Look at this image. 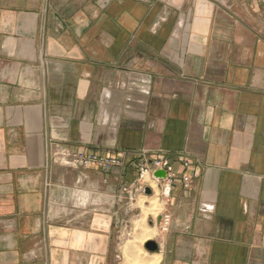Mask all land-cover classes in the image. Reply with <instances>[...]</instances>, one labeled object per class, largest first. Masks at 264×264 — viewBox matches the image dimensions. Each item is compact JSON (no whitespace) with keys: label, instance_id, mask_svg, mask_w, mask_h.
I'll return each instance as SVG.
<instances>
[{"label":"crops","instance_id":"0c3cea01","mask_svg":"<svg viewBox=\"0 0 264 264\" xmlns=\"http://www.w3.org/2000/svg\"><path fill=\"white\" fill-rule=\"evenodd\" d=\"M143 158L176 173L149 264H264V0H0V264H127Z\"/></svg>","mask_w":264,"mask_h":264},{"label":"built area","instance_id":"2783aa9c","mask_svg":"<svg viewBox=\"0 0 264 264\" xmlns=\"http://www.w3.org/2000/svg\"><path fill=\"white\" fill-rule=\"evenodd\" d=\"M47 157L50 160L62 163L63 165L78 168L95 165L106 171H120L123 167V160L118 157L101 155L96 151L85 147L70 148L60 142H50L47 149ZM184 162V165H187ZM137 170V179L129 185L123 186L122 190L127 195V201L133 203L137 193L145 194V187L152 190V194H156L162 198H169L171 188L176 176L173 165L167 159L155 158L147 160L145 158L133 164ZM164 171L165 177L159 178L155 176V172ZM155 185H154V184ZM184 186L189 185V176H183ZM169 224V214L163 212L159 221L160 229L167 230Z\"/></svg>","mask_w":264,"mask_h":264},{"label":"rangeland","instance_id":"374dc122","mask_svg":"<svg viewBox=\"0 0 264 264\" xmlns=\"http://www.w3.org/2000/svg\"><path fill=\"white\" fill-rule=\"evenodd\" d=\"M155 191L156 194H151L153 199H151L152 197L146 198L144 195L141 197L139 201L140 207L136 209L132 223L121 230L120 245L123 250L122 257L127 264H149L147 256L151 251L145 248V242L148 240L156 242L157 229L155 223L157 222V215L162 210L156 187ZM143 200L147 202L144 203ZM153 261L151 263L154 264Z\"/></svg>","mask_w":264,"mask_h":264},{"label":"water","instance_id":"95a60500","mask_svg":"<svg viewBox=\"0 0 264 264\" xmlns=\"http://www.w3.org/2000/svg\"><path fill=\"white\" fill-rule=\"evenodd\" d=\"M155 176L159 178H164L165 173L164 171L160 170V171L155 172ZM145 188L146 189H144V193L146 195H151L152 190L149 187H145ZM145 248L151 252H155L158 250V244L154 240H148L145 242Z\"/></svg>","mask_w":264,"mask_h":264}]
</instances>
